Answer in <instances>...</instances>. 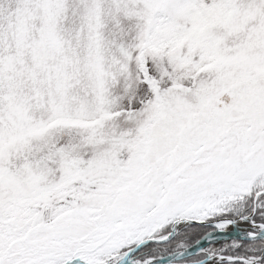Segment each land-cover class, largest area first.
Instances as JSON below:
<instances>
[{"label": "snow or ice", "instance_id": "1", "mask_svg": "<svg viewBox=\"0 0 264 264\" xmlns=\"http://www.w3.org/2000/svg\"><path fill=\"white\" fill-rule=\"evenodd\" d=\"M0 264H264V0H0Z\"/></svg>", "mask_w": 264, "mask_h": 264}]
</instances>
